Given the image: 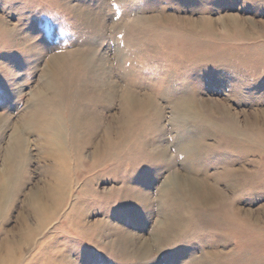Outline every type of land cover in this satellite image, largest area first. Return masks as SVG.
Listing matches in <instances>:
<instances>
[{"label": "rangeland", "instance_id": "1", "mask_svg": "<svg viewBox=\"0 0 264 264\" xmlns=\"http://www.w3.org/2000/svg\"><path fill=\"white\" fill-rule=\"evenodd\" d=\"M104 83L111 88L97 91ZM62 87L71 88L73 109L95 117L99 128L85 140L83 166L70 171L65 212L47 223L32 205L55 181V163L42 133L25 124L37 105L64 108L47 104ZM112 88L114 101L106 94ZM129 88L160 106L159 126L149 130L147 117L133 122L138 129L124 155L107 163L101 155L95 163V147L126 121L121 101ZM189 98L197 119L182 115ZM230 121L239 139L219 130ZM16 129L24 139L21 157L10 154ZM263 132L264 0H0V253L21 245L19 264H59L63 256L75 264H264ZM163 139L176 160L168 166L156 151ZM180 139L190 143L186 153H176ZM188 174L214 190L206 194L209 207L186 209L174 201L180 196L164 195L172 175L189 188ZM174 220L184 224L179 236L153 243L151 260L119 255L121 236L135 244ZM26 228L34 243L23 241Z\"/></svg>", "mask_w": 264, "mask_h": 264}, {"label": "bare ground", "instance_id": "2", "mask_svg": "<svg viewBox=\"0 0 264 264\" xmlns=\"http://www.w3.org/2000/svg\"><path fill=\"white\" fill-rule=\"evenodd\" d=\"M100 23H101V21H100ZM100 32L102 33L101 30H100ZM108 59L109 58L106 59V63L109 62ZM58 60H61V59H58ZM80 61H82V60H80ZM76 64H78V63H76ZM85 66H87V65H85ZM87 68H89V66ZM84 69H85V67H84ZM56 72H58V71H56ZM80 73L81 72H79V74ZM51 74H49V75L51 76ZM56 76L59 77L58 73H57ZM77 78L78 77H76V79ZM125 78H127V77H125ZM81 80L82 79H80V81ZM65 83H67V82H65ZM77 84H78V82H77ZM83 84H84V82H83ZM108 84L109 83H106V84L104 83V84H102V86L99 85V88L96 86V90L97 91L98 90L102 91L103 88H106V86L109 88ZM129 84H130V82H129ZM131 84H133V83H131ZM88 85H90V84H88ZM71 87H73V86L71 85ZM131 87H132V85H131ZM110 88H111V85H110ZM70 89H71L70 87L69 88H66V87L65 88H63V87L62 88H59L58 89V92H56V94L54 95L55 98H53L52 100H49L48 99V103L45 101L47 104H50V102L52 101L51 103H55V102L57 103L58 102V103L64 105V108H61V110H56L55 111L53 109L54 111H52V109H51V111H50V109L47 108L44 104H41V105H37L38 107L33 108L32 111H31V113L26 118L27 121H26V124L25 125H26L27 128H29V129L30 128H34L36 130H39L42 133V136L45 138V142L47 143V145L49 147V153H48V155L53 158L52 159V162L55 163V165H54L55 170H53V172L55 171V175H54L55 176V178H54L55 181L53 183H51L43 191L40 192V194L38 195L39 198L36 196L38 198L36 200L37 206H36V204H33L32 205V209L34 210L35 214L38 216L37 218H39V219H42L43 218V220H46L47 223L49 222V219L52 220L53 218H55L58 215H60V213L62 215V212L61 211L62 210L64 211V208L66 206V201L69 199L68 198V188L67 187L69 186V182H70V179H69L70 171L73 170L72 168H74V169H80L81 166H83L82 165L83 164L82 155H83V152H84V148L86 147V145L88 143H90V141L86 142L85 140H87L88 137L90 135H92L94 132L98 131L97 128H99L97 126V124H99V123H97L98 121H95L96 120L95 117L92 119V118H90V116H92V115H90V116H87V118H86V115H85L86 113L84 114L85 116H82V115H80V112L77 113L75 111L76 110L75 108L73 109L72 105H74V103L76 102V99H75V102H74V100H73V102L71 100L69 101V97H71V90ZM75 89H76V87H75ZM80 89H81V87H80ZM85 90H86V88H85ZM133 90H135V89H133ZM76 92H77V90H76ZM117 92H116V90H114V93L113 92L112 93H108V92L106 93L105 92V93L108 94V97L111 99V98H113V96ZM82 93H84V92H82ZM103 93L104 92H102V94ZM139 96L137 95L136 92L132 91L130 88L128 90L124 91L123 98H122V101L121 102H122V109L125 112L123 118H126L125 119L126 121H124L125 123H123L122 126H120L121 128L118 127L117 129H115V128H112L111 127L109 129V131L107 132V134H106L107 140H106V142H104V145L103 144L102 145L100 144V145H98V146L95 147V149H94V155H93V161L95 163H97V158L98 157H101V155H102V158H100V159H103L102 161L105 162V163H107V161L108 162L109 161L111 162V161L117 159V157L120 158V154L121 155H124V154H122V152L125 151L126 148H128V146H129L128 143H129L131 137L133 135H135L134 132L138 129V127L137 128L132 127V123L133 122H137V121H139V119H142L144 117H147L149 119V121L151 120L150 125H149V130H151V129L154 130L155 128H157L158 122L160 123V121H161V113L162 112L160 113V111L158 109L160 106L159 107L156 106L155 103L153 102L154 100H152V98L151 99L150 98H148V99L146 98L145 100H143ZM143 96H144V94H143ZM151 96H152V94H151ZM115 97L112 99L113 101H114ZM85 99H86V97H85ZM81 100L83 101V99H81ZM81 100H80V102H82ZM105 100L106 99H104V101ZM112 100H110V101H112ZM68 101H69V103H68ZM87 101H88V99H87ZM179 101L180 100H178L177 103ZM193 101H192L191 98L182 101L183 102V107L185 108V110L182 108V115L183 116H187L188 115L190 118H195L196 117V119H197V117H198L197 108L193 104ZM175 106H176V104H175ZM77 109H78V107H77ZM80 109H81V107H80ZM161 110H162V108H161ZM63 111H65V113L68 114V119L63 114ZM79 111H81V110H79ZM83 111H86V110L83 109ZM89 114H90V112H89ZM89 114H87V115H89ZM226 115H227V118H230L229 112L226 113ZM203 119L204 120H200V121H202V122H206L207 121L205 117ZM67 122L69 124H67ZM232 124H233V126H232ZM68 125H70V128H69L70 129V132H69V129L67 128V127H69ZM158 126H159V124H158ZM216 126H217V124H216ZM145 127H147V126H145ZM246 127H248V126L246 125ZM141 130H139V131H141ZM219 130L220 131L222 130V132L224 133V136H227V138L228 137H233V139H239L238 137L235 138V136H240L239 135L240 133L238 132V130H236L235 124L233 122H231V121L228 122L227 125L221 126V128ZM158 131H160L161 133L163 132V134H165L164 133V130H162L160 127L158 128ZM67 134L72 137V145H70L71 147L69 148L71 150L68 149L69 146L67 145L68 144L67 143V139L68 138L66 137ZM254 134H253V138H256L258 135L256 137H254L255 136ZM247 135H249V134H247ZM245 136H246V134H245ZM261 136H262L261 139L264 141V138H263L264 135L263 134L260 135V136H258V137H261ZM246 138H249V137H246ZM12 139H13L12 140V148H11V151H10L11 153L10 154H12V156L15 155V156H18V157L19 156L20 157L23 156V154H24V151H23L24 150V145H23L24 139H23V135L20 132V130L16 129L14 131V133L12 134ZM181 139L178 140V145H177L178 152H176V153H179V152H185L186 153L188 150H190V146H189L190 143L187 142V143L184 144V140H181ZM259 139H258V142H260ZM244 143H246V142H244ZM261 143H263V142H261ZM193 144H197V142L195 141ZM167 145H169V144H167V142L164 141V139H163V141H161V143L158 146L156 145V149H157L156 151L159 152L158 153L159 155L157 154V156L158 157H161L163 159L162 163L165 166H168V165L172 164L173 162H176L175 159L173 160L172 155L169 154V147ZM261 152H262V150H261ZM12 156H11V158L8 157L6 159V163L10 167L11 166H15L14 164L17 163V161H14V159L12 158ZM185 158L188 159V158H191V157H189V155H187ZM192 166H191L192 167L191 169L193 171L198 172L197 169L195 170V166L194 165H192ZM5 167H6V165H5ZM93 167L94 166H92V167L90 166L89 168H92L93 169ZM73 171H75V170H73ZM247 172H249V171H247ZM7 174H8V172H7ZM80 174L81 173L79 172L78 173V176ZM239 174H240V172H239ZM80 176H82V175H80ZM192 176H190L189 174H188V176H186V179H187L188 187L189 188H185L184 183L182 182V180H180L178 178L175 179V176L174 175H172L171 177L169 176V179L166 180L167 181V184L165 185L164 195H167V194L170 195L172 193L173 195L176 194V195L180 196V197H174V201H179L180 200L183 203L182 204L183 208H186V209L194 208V207H199V206L202 207V208L209 207V205H211V203H212V198L206 197V194H207V192L208 193L209 192H213L214 190L212 189L211 186H209V188L206 189L203 186V184H202L203 182H199L200 180L198 181L197 178H194V176L193 177ZM252 178H254V177H252ZM14 180H15V178H14ZM230 182H233V181H230ZM11 184L12 183L9 182V185H11ZM218 184H219V182H218ZM227 184L230 185L229 183H227ZM240 185H242V184H240ZM3 187H4V189H3V192L2 193L3 194L5 193L4 195H7L8 192H6L7 191V185H6V183L3 185ZM240 187H242V186H240ZM10 189H11V187H10ZM85 195H87V194H85ZM215 198H216V196H215ZM221 202H223L227 207H230L229 204L224 199V197H222ZM166 205L168 206V204H166ZM171 205H173V203ZM179 205H181V204H179ZM183 208H182V211H183ZM164 209H166V208H164ZM81 211L82 210L80 208V211H78V212H81ZM188 211H190V210H188ZM78 212H77V216L80 214ZM178 212H180V211H178ZM81 213H83V212H81ZM192 213H190V214H192ZM58 217H60V216H58ZM74 221H75V219L73 220V222ZM81 221L82 220H80L79 222H77L75 224L78 229H79V227H82V225H83ZM167 225H168V223H164V222L159 223V227H161V228H159V229H161L159 231L160 232L159 234H157L156 236H153L152 238H145V237L142 238V237H139L138 238L139 239L138 242H135V244H132V237H127L126 238L127 241L125 242V237L124 236H121L120 237L121 239L118 242V244L120 246H118L119 248H117V249H119L118 250L119 251L118 252L119 255L120 256H123V257H126V258H132V259H133V257H137V256L139 258H142V259H150V258H152L154 256V253L156 251H158V248H155L154 247V244H159V245H156L157 247H159L162 243H165V242H168V241L170 242V239L179 236V234H176L177 233V230L180 231V228H182L184 224H183L182 221H176V220H174V221L170 222V225H168V226ZM26 229H27V231H25L24 236H22L23 241L25 240L26 243L28 242L29 244L32 243V242L34 243L35 240H33L34 239V236H33L32 232H31V230H29V228H26ZM126 244H129V248L128 249L125 248V245ZM20 249H22L21 248V245L15 243V242H13V243H11L9 245H5L3 247V251L0 253V264H19L20 262H22L21 259H20V257H19V255H20L19 254ZM63 257H61L62 260H61V263H59V264H65V263L66 264H75L74 262L73 263L72 262L69 263V260L68 259H65V256H63ZM210 258L212 260H216V259H218V256L217 255H214V256H212ZM153 262H150V263H153ZM248 263H250V262H248ZM248 263H246V264H248Z\"/></svg>", "mask_w": 264, "mask_h": 264}]
</instances>
